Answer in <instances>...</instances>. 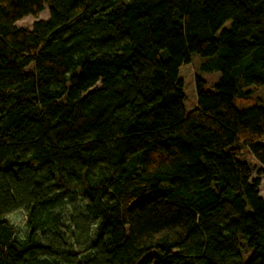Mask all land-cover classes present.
<instances>
[{"label": "trees", "instance_id": "16d2710c", "mask_svg": "<svg viewBox=\"0 0 264 264\" xmlns=\"http://www.w3.org/2000/svg\"><path fill=\"white\" fill-rule=\"evenodd\" d=\"M249 84L264 0H0V264H264Z\"/></svg>", "mask_w": 264, "mask_h": 264}, {"label": "rangeland", "instance_id": "374dc122", "mask_svg": "<svg viewBox=\"0 0 264 264\" xmlns=\"http://www.w3.org/2000/svg\"><path fill=\"white\" fill-rule=\"evenodd\" d=\"M48 16V8L45 7L41 12L38 13L37 17H33L31 15H27L26 17L16 21L15 25L17 26H22L25 28H30L32 23L35 20L38 19H47ZM230 22H227L225 24V26H229ZM207 58L204 56H200L198 53H190V62L191 65L193 66V71L199 75L200 78H202L204 81H206L207 86H209L211 89H214V86L216 84V82L219 80L220 78V74L218 70H213V71H209V70H203L202 68V63L206 60ZM33 67V63L30 64L26 70H29ZM99 86V83L96 84V87ZM245 90H251V95H253L255 98H259L262 99V104L264 105V84H260V85H254V84H249L248 86H246L244 88ZM264 139V135L262 137ZM239 159L244 160V161H248L251 164H255V169H254V173L252 175V179L254 177H259V182L260 185L258 187V192L260 193V196L264 199V167H262L261 165H259L254 159L253 157H251L249 150H247V148H243V152L241 154V156L239 157ZM261 170L262 174H258L257 170ZM78 210L81 208V206H77ZM83 213V212H82ZM25 219H26V215L23 214L21 211H16L13 214H11L9 216V220L12 223L13 226H15L18 230L19 235H23L24 231H25Z\"/></svg>", "mask_w": 264, "mask_h": 264}]
</instances>
